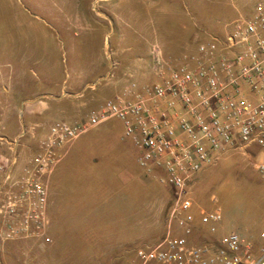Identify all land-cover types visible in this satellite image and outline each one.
Wrapping results in <instances>:
<instances>
[{
	"label": "rangeland",
	"instance_id": "374dc122",
	"mask_svg": "<svg viewBox=\"0 0 264 264\" xmlns=\"http://www.w3.org/2000/svg\"><path fill=\"white\" fill-rule=\"evenodd\" d=\"M258 1L264 0H0V63L10 85L23 77L33 86L41 82L50 60L62 66L53 79L65 75L66 67L68 77L78 82L82 70L107 54L119 89L132 82L128 73L138 69L148 48L158 45L165 57L177 58L209 34L229 33ZM157 80L150 77L143 84ZM23 87L20 94L26 96L28 83ZM70 92L52 100L53 116L25 118L17 136L20 118L8 116L0 142L17 140V153L25 158L38 151L53 124L85 121L108 98L100 93L82 99L78 87ZM78 139L51 186V242H12L4 248V264H138V249L166 237L174 194L140 169L138 150L123 137L121 122L110 120ZM10 154L3 143L0 155ZM261 162L264 150L259 147L229 150L200 173L191 194L196 208L180 215L195 227L191 244H208L235 232L256 252L264 247ZM209 212L221 220L209 221ZM171 231L181 234L173 226Z\"/></svg>",
	"mask_w": 264,
	"mask_h": 264
},
{
	"label": "built area",
	"instance_id": "2783aa9c",
	"mask_svg": "<svg viewBox=\"0 0 264 264\" xmlns=\"http://www.w3.org/2000/svg\"><path fill=\"white\" fill-rule=\"evenodd\" d=\"M231 29L209 34L177 58L165 57L153 45L157 81L130 83L92 109L85 121L53 124L32 155L21 157L17 140L1 142L11 154L0 155V249L10 242H51L49 179L63 151L91 129L117 119L123 137L138 150L143 173L174 194L166 237L138 249V264H264V247L256 252L235 232L208 244H191L195 227L180 218L194 206L191 194L200 173L219 154L264 150V1ZM258 172L264 178V162ZM207 219L219 222L221 215L209 212ZM172 226L181 234L174 235ZM260 236L264 239V230Z\"/></svg>",
	"mask_w": 264,
	"mask_h": 264
},
{
	"label": "crops",
	"instance_id": "0c3cea01",
	"mask_svg": "<svg viewBox=\"0 0 264 264\" xmlns=\"http://www.w3.org/2000/svg\"><path fill=\"white\" fill-rule=\"evenodd\" d=\"M151 49L152 47L148 48L145 51L144 57L139 60L138 69H136L133 73H128L129 77L133 78V80H131L132 82H136L141 85L145 80L150 79V77H156L152 67ZM103 56L104 58L99 59L94 64H89V68H87V70H82V73L80 72L83 78L78 80V82L73 81L72 79L74 78L68 77V68L66 67H64L65 75L62 74V77L53 79L54 74L60 75L59 69L62 66L50 60L44 65V71L42 72L44 77L40 79L41 82H39V84H35L34 82V84H32L33 86H30L31 82L27 81L26 78L23 77L14 79L10 85L9 83L11 78L8 73H6L8 74L6 77L5 65L0 63V130H6L8 128V116L11 115H18L20 118L19 133L15 136L19 135L20 131L24 130L25 118L35 119L42 116H53L55 104H53L52 100L59 97H67L65 95H72L70 90L73 91L76 87H78V97L80 96L82 99L89 98L88 96L91 94L94 97H97L100 93H103L102 95H106L108 97L105 99L106 101L123 92V90L132 82L125 86L122 85L119 89H117V81L115 72L112 69V62L107 54ZM34 65H36V61H34ZM22 83H28L27 89H29V93L26 96H22L20 94V90L24 85L23 84L21 86ZM74 85L75 87H73ZM79 141L80 139L73 141L63 151L62 160L49 179V195H51L52 184L56 183L58 177L61 175V165H63L70 151ZM0 147H3L1 142ZM50 204L48 211L53 209L52 201ZM193 207L196 208L195 206ZM11 243L12 242L6 244L7 247L8 245L10 246ZM4 248L0 249V264H4L3 260L6 257L7 250H4Z\"/></svg>",
	"mask_w": 264,
	"mask_h": 264
}]
</instances>
